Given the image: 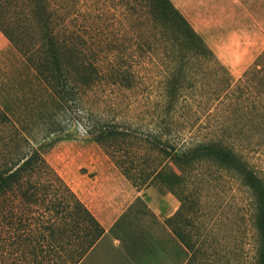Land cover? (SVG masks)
<instances>
[{
	"label": "trees",
	"instance_id": "1",
	"mask_svg": "<svg viewBox=\"0 0 264 264\" xmlns=\"http://www.w3.org/2000/svg\"><path fill=\"white\" fill-rule=\"evenodd\" d=\"M134 1H145L159 21L173 24L188 48L174 59L164 86L165 104L152 113L156 123L147 129L106 118L86 104L104 86L133 89L138 80L122 63L94 53L79 25L77 0H0V30L22 53L40 88H33L26 104L14 105L6 98L9 82L0 80V248L6 252L15 246L20 264H63L52 249L59 244L71 248L65 264H78L104 232L94 212L49 162L44 146L33 139L38 132L47 137L63 131L66 120L78 119L139 189L159 183L177 192L178 181L188 178L173 170L180 166L191 172L216 163L238 175L253 194L258 264H264V172L248 153L264 148V50L235 81L172 0ZM194 52L218 61L219 88L207 90L204 80L190 74ZM210 92L234 100L219 108L224 117L213 130L194 134L198 118L185 112L187 101H201ZM39 120L54 121L57 127L45 130ZM189 131L191 136L180 142ZM180 213L181 207L173 214L174 230L193 259L196 247L182 230Z\"/></svg>",
	"mask_w": 264,
	"mask_h": 264
},
{
	"label": "rangeland",
	"instance_id": "2",
	"mask_svg": "<svg viewBox=\"0 0 264 264\" xmlns=\"http://www.w3.org/2000/svg\"><path fill=\"white\" fill-rule=\"evenodd\" d=\"M76 5L81 31L94 53L107 61L112 60L116 65L122 63L136 73L138 80L133 89L104 86L91 93L86 104L106 118L126 120L139 125L140 129L153 127L157 118L152 113L165 104L163 91L174 59L188 52L185 43L176 37L174 25L159 21L145 1L77 0ZM175 45L176 51L173 50ZM194 53L190 74L204 80L207 90L219 88L221 70L218 61ZM23 61L22 53L0 30V80L9 82L5 89L6 98L14 105L26 104L33 88L38 86L31 79L33 69ZM26 74L29 75L28 81H20V77ZM240 76L233 75V80ZM18 95L23 99H19ZM233 100L216 98V93L212 92L201 101L189 98L185 112L192 120L198 118L191 132L201 135L213 130L219 119L224 117L219 108ZM195 108H202L199 115L192 114ZM185 117L181 116V119ZM39 122L45 130L57 127L54 121ZM64 123L67 126L63 131H54L47 137L36 132L33 138L37 145L44 146L47 159L64 179L63 169L69 156L79 160L84 172L94 168L91 176H95L99 169L122 171L89 131L87 135L76 134L74 129L83 124L81 121L73 119ZM191 132L180 142L189 138ZM252 133L254 131L248 135ZM248 153L254 164L264 172V148L248 150ZM173 170L181 177H188L178 181L177 192L159 183L143 187L145 192L125 215H169L175 207H181V227L196 247L193 259L199 264H258L259 235L254 223L251 189L238 175L216 163H205L191 172L181 166ZM147 201L158 203L161 211H153ZM52 249L55 257L60 255V263L69 261L70 247L57 244ZM19 254L15 246L6 252L0 248V264H20Z\"/></svg>",
	"mask_w": 264,
	"mask_h": 264
},
{
	"label": "crops",
	"instance_id": "3",
	"mask_svg": "<svg viewBox=\"0 0 264 264\" xmlns=\"http://www.w3.org/2000/svg\"><path fill=\"white\" fill-rule=\"evenodd\" d=\"M172 1L233 75H242L264 50V0ZM81 169L79 160L69 156L63 176L104 232L78 264H199L175 233L177 207L169 215H125L146 189L122 171L99 169L91 176L94 168ZM147 203L161 211L158 203Z\"/></svg>",
	"mask_w": 264,
	"mask_h": 264
},
{
	"label": "clouds",
	"instance_id": "4",
	"mask_svg": "<svg viewBox=\"0 0 264 264\" xmlns=\"http://www.w3.org/2000/svg\"><path fill=\"white\" fill-rule=\"evenodd\" d=\"M74 131L76 132V134L78 135H87L89 129L87 127H85L84 124H78Z\"/></svg>",
	"mask_w": 264,
	"mask_h": 264
}]
</instances>
